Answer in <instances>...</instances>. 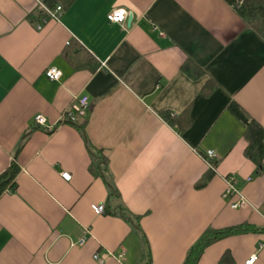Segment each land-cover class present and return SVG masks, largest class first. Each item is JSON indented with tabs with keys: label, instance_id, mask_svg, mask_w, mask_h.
<instances>
[{
	"label": "crops",
	"instance_id": "1",
	"mask_svg": "<svg viewBox=\"0 0 264 264\" xmlns=\"http://www.w3.org/2000/svg\"><path fill=\"white\" fill-rule=\"evenodd\" d=\"M79 95L87 115L61 122ZM232 102L264 127V38L226 0H0V174L20 168L0 196V264H184L208 229L242 224L260 231L211 242L197 264H264V172ZM228 174L244 207L224 198Z\"/></svg>",
	"mask_w": 264,
	"mask_h": 264
},
{
	"label": "trees",
	"instance_id": "2",
	"mask_svg": "<svg viewBox=\"0 0 264 264\" xmlns=\"http://www.w3.org/2000/svg\"><path fill=\"white\" fill-rule=\"evenodd\" d=\"M226 1L235 7L248 26L256 30L264 38V0ZM65 51L64 53L70 54ZM183 67L187 73L193 76L199 75L201 72L194 63L185 64ZM214 86L215 84L210 81L205 88L206 90L211 91ZM230 110L242 120L245 125L244 137L247 141L245 149L246 156L256 164L258 173L264 172V127L248 115L236 102L230 104ZM164 117L173 125H178L180 122L177 115L174 116L170 113H165ZM91 170L96 174L98 172V168L94 165L91 167ZM19 171V166L13 161L10 167L0 174V196L7 189H10L11 191L14 189L15 178ZM254 231L258 232L260 229L255 228L250 224H242L224 230L208 229L189 251L184 264H197L204 248L215 240L231 234ZM221 264H233V259L229 252L224 253L221 259Z\"/></svg>",
	"mask_w": 264,
	"mask_h": 264
},
{
	"label": "built area",
	"instance_id": "3",
	"mask_svg": "<svg viewBox=\"0 0 264 264\" xmlns=\"http://www.w3.org/2000/svg\"><path fill=\"white\" fill-rule=\"evenodd\" d=\"M43 16L40 20V23L36 25V28L41 30L50 19L58 20L60 19L63 8L62 6H56L55 8H44ZM119 14V15H118ZM127 18V11L123 8L113 10L108 15V19L113 23H122ZM46 75L51 80H58L61 77V72L56 67H50L46 70ZM90 108V100L88 95H79L76 96L72 104L68 106L61 114V122L63 123H75L77 122L79 117H85ZM34 125L38 127H47L49 130H52L54 127L49 126L47 123V118L42 114H37L34 117ZM215 153L213 151H209L204 155V158L208 161L209 166L212 170H215V166L211 163V160L214 159ZM62 177L66 180L71 179V174L69 172H62ZM226 180V188L224 190V198L230 200L232 208H241L246 205L245 197L238 186V180L235 174H228L225 176ZM6 191H11L7 189ZM93 210L96 213H104L106 211V207L104 204H93ZM85 238H83L80 243H84ZM95 259L99 262H103L106 260V255L96 253L94 255ZM122 258V255L119 256ZM257 254L251 256L246 263L253 264L257 260Z\"/></svg>",
	"mask_w": 264,
	"mask_h": 264
},
{
	"label": "snow or ice",
	"instance_id": "4",
	"mask_svg": "<svg viewBox=\"0 0 264 264\" xmlns=\"http://www.w3.org/2000/svg\"><path fill=\"white\" fill-rule=\"evenodd\" d=\"M119 15V14H118Z\"/></svg>",
	"mask_w": 264,
	"mask_h": 264
}]
</instances>
